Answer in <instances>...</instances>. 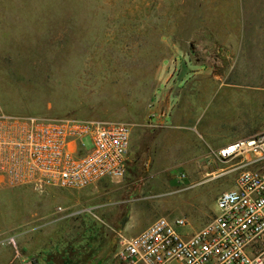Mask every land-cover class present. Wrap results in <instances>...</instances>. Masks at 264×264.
I'll list each match as a JSON object with an SVG mask.
<instances>
[{
	"label": "rangeland",
	"instance_id": "obj_1",
	"mask_svg": "<svg viewBox=\"0 0 264 264\" xmlns=\"http://www.w3.org/2000/svg\"><path fill=\"white\" fill-rule=\"evenodd\" d=\"M236 16L234 0H0V27L19 30L0 34L15 37L0 38L1 112L131 125L121 178L0 187V264H35L52 237L81 248L76 264L110 261L115 230L133 236L166 216L193 232L210 220L238 172L215 156L219 143L264 121V71L211 45ZM88 222L93 239H74Z\"/></svg>",
	"mask_w": 264,
	"mask_h": 264
},
{
	"label": "built area",
	"instance_id": "obj_2",
	"mask_svg": "<svg viewBox=\"0 0 264 264\" xmlns=\"http://www.w3.org/2000/svg\"><path fill=\"white\" fill-rule=\"evenodd\" d=\"M131 125L92 118L14 115L0 111V187L80 189L121 178L129 162ZM237 176L219 194L214 215L193 232L184 217L159 216L139 233L115 230L117 264H264V122L219 148Z\"/></svg>",
	"mask_w": 264,
	"mask_h": 264
},
{
	"label": "crops",
	"instance_id": "obj_3",
	"mask_svg": "<svg viewBox=\"0 0 264 264\" xmlns=\"http://www.w3.org/2000/svg\"><path fill=\"white\" fill-rule=\"evenodd\" d=\"M234 9L235 13H237L238 16L230 17L225 22H219L222 27L218 28L217 36H212V39H210L211 45L213 47H216L218 50H223L225 55L235 56L236 59L234 64L239 63L242 66V71H264V0H234ZM18 31L17 29H6L0 27V34H9ZM3 37L15 38L10 36H0V38ZM203 66V64H200L201 70ZM205 66L207 68H210L211 70L215 69L213 65ZM179 89L183 88L179 87ZM201 90L202 87L199 84L198 86L196 84L195 88L193 89V93L197 96V93L199 94ZM256 128L253 130H249L246 133H236L226 138L219 143L217 150L239 139H243L256 133ZM81 226L79 228L75 227L73 229V233H75L74 239L83 238V234H85V240H88L90 238L93 239V237H91V230L93 229V226H91L89 222L85 223L84 226ZM35 227L37 228L38 226ZM68 228L70 227L64 228L63 232L68 231ZM58 238V240L62 241L65 239H70L69 237H66L65 234L62 237ZM48 240L51 242H47L44 239L42 243L36 245V248L34 250L35 255L31 258V261L33 263L62 264L63 261L71 257L72 254L74 259L83 258V254L80 255V247H78L80 248L79 252L75 253V245L71 246V248L74 249H71L73 250L71 251L70 248H67L69 247L68 245L67 247H64L65 245H61V243H59L57 240L54 241L53 237ZM81 241L82 240H80V242ZM115 244L116 239L113 244L114 248ZM113 253L114 249L112 250V254ZM95 264H117V261L113 255L110 261L106 260L105 257L101 258V256H99L96 258Z\"/></svg>",
	"mask_w": 264,
	"mask_h": 264
},
{
	"label": "trees",
	"instance_id": "obj_4",
	"mask_svg": "<svg viewBox=\"0 0 264 264\" xmlns=\"http://www.w3.org/2000/svg\"><path fill=\"white\" fill-rule=\"evenodd\" d=\"M75 253H76V251H75ZM73 255V254H72ZM71 255V256H72ZM66 257H69V256H66ZM73 259H74V257H73ZM76 260H78V259H74V261L73 262H69V260L68 261H66V259L63 261V264H76L77 263V261Z\"/></svg>",
	"mask_w": 264,
	"mask_h": 264
}]
</instances>
